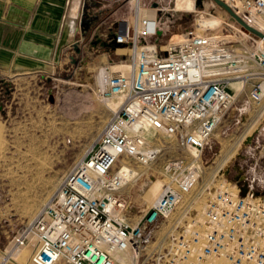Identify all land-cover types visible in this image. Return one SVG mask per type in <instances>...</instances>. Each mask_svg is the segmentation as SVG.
I'll list each match as a JSON object with an SVG mask.
<instances>
[{
  "label": "built area",
  "instance_id": "built-area-1",
  "mask_svg": "<svg viewBox=\"0 0 264 264\" xmlns=\"http://www.w3.org/2000/svg\"><path fill=\"white\" fill-rule=\"evenodd\" d=\"M223 1L264 29V0ZM170 2L156 3L148 16L135 0L131 21L118 23L114 42L128 46L127 57L102 64L96 86L101 96L120 97L121 103L13 237V251L31 245L32 264H114L115 252L144 247L197 185L199 157L237 95L230 84L251 81L250 99H261L264 42L233 22L202 27L204 13L198 11L178 40L137 43L161 31L157 11ZM161 135L174 138L186 155L162 163L163 187L133 220L126 187L138 175L135 164L150 165L161 155ZM206 190L201 208L191 199L171 220L154 264H264V193L226 178L196 198Z\"/></svg>",
  "mask_w": 264,
  "mask_h": 264
},
{
  "label": "rangeland",
  "instance_id": "rangeland-1",
  "mask_svg": "<svg viewBox=\"0 0 264 264\" xmlns=\"http://www.w3.org/2000/svg\"><path fill=\"white\" fill-rule=\"evenodd\" d=\"M84 1L80 38L75 47L63 51L57 64L27 74L0 73V264H32L31 245L13 251V237L93 145L115 110L108 101L117 97L101 96L97 91V73L103 63L127 57L128 46L116 45L113 36L121 20L131 21L135 0ZM166 1L140 0L143 8H155L156 3L164 7ZM174 1L177 11L170 10ZM193 5V0H171L168 9L157 11V17L164 23L161 31L138 38L137 43L164 45L173 35L190 28L198 11L215 18L210 28L226 21L239 25L212 0H204L202 6L194 10H180ZM239 84H230L237 94L234 104L199 157L201 173L197 185L177 207L170 221L164 222L150 242L140 248L132 264H154L156 252L167 242L169 223L180 214L184 203L204 199L207 190L200 199L196 196L205 187L215 186L226 178L240 185L251 184L256 192L264 193V92L261 99L254 102L248 95L252 82H245L243 88ZM160 137L161 155L146 168L135 164L138 175L134 177L135 182L126 187L131 194L133 220L149 204L143 197L150 182L163 179L162 163L186 155L174 138Z\"/></svg>",
  "mask_w": 264,
  "mask_h": 264
},
{
  "label": "crops",
  "instance_id": "crops-1",
  "mask_svg": "<svg viewBox=\"0 0 264 264\" xmlns=\"http://www.w3.org/2000/svg\"><path fill=\"white\" fill-rule=\"evenodd\" d=\"M84 4V0H0V73L27 74L57 64L63 51L75 47L80 38Z\"/></svg>",
  "mask_w": 264,
  "mask_h": 264
},
{
  "label": "bare ground",
  "instance_id": "bare-ground-1",
  "mask_svg": "<svg viewBox=\"0 0 264 264\" xmlns=\"http://www.w3.org/2000/svg\"><path fill=\"white\" fill-rule=\"evenodd\" d=\"M203 1L204 0H193V7L192 8H190V9H188V8H181L180 10H182V11H184V12H187V11H190V10H194L196 7H201L202 6V4H203ZM174 9H175V5H174ZM145 10V11H144ZM149 10L151 11V10H154L153 8H145V9H143L142 10V12L144 13V15H148V16H152V15H154V14H151L150 12H149ZM176 10V9H175ZM214 21H215V18L214 17H212V16H208V15H203L202 16V18L200 19V26H202V27H206V28H210V27H212L213 25H214ZM251 25H253L254 27H256L257 29H259V30H261L262 32H264V29H263V26H262V24H253V23H251ZM235 26H237V27H240V29L243 31V32H245V33H247L246 31H244L243 29H242V26L239 24V25H235ZM250 34V36H251V34L252 35H254V36H256L255 34H253V33H251V32H249ZM174 36V37H173ZM172 37H171V42L172 41H176V40H178L180 37H181V35H173ZM256 37H258V36H256ZM257 40V39H256ZM258 41L259 42H263V40H262V38H260V37H258ZM163 46H165V45H163ZM244 79H242V80H239V82H240V84H239V87L241 88L242 87V84H244ZM262 91L264 92V82L262 83ZM120 103H121V98L120 97H117L116 99H114L113 101H108V104H109V106H111L113 109H117L118 107H119V105H120ZM151 136V135H150ZM123 170H126V168H127V166L124 164L123 165ZM144 168H146V165L144 166ZM220 170V169H219ZM127 176L128 177H130V171L127 173ZM215 178V177H214ZM220 183V182H219ZM219 183H217L215 186H217V185H219ZM163 184H164V182L162 181V180H160V179H156V180H154V181H151L150 182V185H148V188H147V190H146V193L144 194V200L146 201V202H148V203H150V202H152L153 201V199L156 197V195L159 193V191L161 190V188L163 187ZM210 184V183H209ZM215 186H212V187H215ZM210 187V186H209ZM211 187V188H212ZM200 199V198H199ZM136 201V200H135ZM140 202V201H139ZM204 203H205V199H201L200 201H198L197 202V205H198V207L199 208H201L203 205H204ZM143 205V204H142ZM31 208V207H30ZM30 212V211H29ZM31 213V212H30ZM139 251H140V248L138 247V246H131L128 250H126V251H122V252H115L114 254H113V257H114V264H126L127 263V261L128 260H130L131 261V264H132V262H134V261H136V259L138 258V255H139ZM132 255H134L133 257H132ZM9 259H11V260H15L14 258H12V257H9Z\"/></svg>",
  "mask_w": 264,
  "mask_h": 264
},
{
  "label": "water",
  "instance_id": "water-1",
  "mask_svg": "<svg viewBox=\"0 0 264 264\" xmlns=\"http://www.w3.org/2000/svg\"><path fill=\"white\" fill-rule=\"evenodd\" d=\"M216 5L223 8V10L233 18L238 24H240L242 27H244L248 32H251L255 34L256 36L262 38L264 42V32L257 29L256 27L252 26L251 24L247 23L245 20H243L237 13L234 12V10L223 0H212Z\"/></svg>",
  "mask_w": 264,
  "mask_h": 264
}]
</instances>
